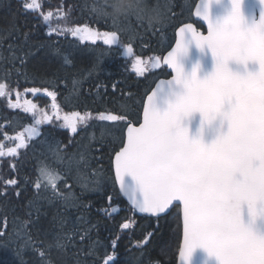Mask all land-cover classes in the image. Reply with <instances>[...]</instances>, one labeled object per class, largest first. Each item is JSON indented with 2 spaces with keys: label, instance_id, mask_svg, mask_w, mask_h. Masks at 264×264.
<instances>
[{
  "label": "snow or ice",
  "instance_id": "obj_1",
  "mask_svg": "<svg viewBox=\"0 0 264 264\" xmlns=\"http://www.w3.org/2000/svg\"><path fill=\"white\" fill-rule=\"evenodd\" d=\"M242 2L230 0L231 10L223 17L213 18L210 15L212 0H201L196 15L206 22L207 35L198 33L191 23L179 29L177 35L180 39L163 58L164 64L175 75L171 80L161 81L147 97L143 122L138 127L133 126L125 114L101 111L95 117L99 121H124L126 124L119 144L115 143L118 136L114 129L117 126L107 128L102 125L99 148L104 147L105 136L112 137L109 155H114L115 183L128 197L133 210L156 217L157 227L159 220L166 219L164 214H171L170 209L179 212L183 229V245L179 250L181 264H190L197 248L214 256L218 264H264V231L257 228L258 220L264 222V0H258L261 5L258 21L251 22L242 14ZM93 5L89 7L96 18L110 20L116 30L97 33L84 25L60 31L70 32L73 37L80 36L81 39L86 36L93 43L102 37L105 45L120 49L118 32L127 31L121 27L126 21L134 17L151 30L163 25L166 19L163 13L153 8L150 10L160 17V22H145L148 13L142 0H136L134 8L123 16L119 14L115 0L106 3L93 0ZM23 7L34 11L40 5L37 0H24ZM51 16V12L43 16L46 25ZM56 31L48 27L46 35L51 36ZM28 38L25 33L21 45L8 46L9 62L18 59L24 65L27 57L35 54L31 47L23 51ZM192 45L201 53L205 49L210 52L214 62L213 70L203 79L197 75L199 64L186 73L179 62ZM48 46L39 44L35 51ZM17 48L21 49L19 56ZM123 54L126 57L133 54L131 44L123 46ZM64 62L69 63L67 56ZM229 62L242 66V71L230 70ZM140 64L141 59L137 58L133 68L138 74H142ZM249 65H258V70H247ZM27 91L36 93L40 89ZM44 91L55 101L54 92ZM5 95L6 85L0 83V96ZM158 98L168 101L163 112L157 108ZM25 104L31 102L25 101ZM10 106L20 107L19 103L13 105L11 102ZM35 108L36 105L31 104L24 110L29 112ZM195 113L200 114L202 125H211L219 119L221 127L226 124V131L210 144L198 138L189 139L188 129L182 126V122ZM91 118V113L74 112L65 115L63 127L76 133L77 123L86 127ZM51 121V116L34 117V125ZM26 131L27 140L23 132L17 134L14 139L18 143L15 147H8L7 153L3 150L5 146L0 145V157H17V150L27 148V141L39 135L35 126ZM48 151L65 166L64 173L61 175L47 165L38 168L39 175L34 182L36 195L25 205L27 219L21 221L19 228L9 231L5 217L0 225V247L13 243V236L23 237V244L14 250L19 264H26L25 250L38 252L40 264H83L80 254L84 251V241H89L87 254L98 255L96 241L90 235L95 225H88L79 210L90 207L81 196L101 190L102 172L92 167L93 162L99 163V158L93 155L91 144L77 147L67 154V159L61 155L58 141L55 145L49 144ZM12 168L15 171L14 163ZM59 180L64 181L63 188L67 191L58 188ZM4 184L15 186V196H21L16 179L4 180ZM74 186L80 188L79 196ZM7 191L5 187L0 196L7 197ZM73 211L77 212L74 222L71 221ZM29 226L36 231L35 242ZM129 226L125 222L121 228L128 229ZM40 236L45 239L40 240ZM77 237L82 242L79 247ZM118 239L111 241L112 253L103 254L102 264H115ZM37 244H45V247L40 249Z\"/></svg>",
  "mask_w": 264,
  "mask_h": 264
},
{
  "label": "trees",
  "instance_id": "obj_2",
  "mask_svg": "<svg viewBox=\"0 0 264 264\" xmlns=\"http://www.w3.org/2000/svg\"><path fill=\"white\" fill-rule=\"evenodd\" d=\"M196 0H146L149 9L156 8L166 17L163 25H157L151 30L146 24L138 22L134 17L121 25L128 30L124 36H120L121 44H131L134 53L141 58H161L170 48L174 40V31L182 24L191 22V11ZM106 3L108 0H99ZM41 9L59 13L65 11L63 16L69 24L100 26L111 30V21L97 19L90 11L89 6L93 0H40ZM28 33V43L24 44L23 51L29 47L35 52L27 57L24 65L17 59L14 63L9 62V45H21L24 34ZM124 39V40H123ZM46 43L48 47H42L35 51L36 46ZM97 53L90 52L87 47L72 46L61 37L46 38L43 36L37 19L23 9L17 0H0V80L8 83L11 89L31 86L32 83L49 86L58 83L61 88L60 98L67 108L82 107L94 111H105L107 107L121 110L122 114L129 117L133 124L137 123L143 99L152 88L158 76H164L160 70L157 75L153 72L147 76L133 73L131 62L121 60L117 55L104 54V50L93 47ZM17 56L21 49H16ZM67 56L69 63L64 62ZM16 69H19L17 72ZM54 85V84H52ZM115 88V101L107 104V100L113 101V96L106 93ZM107 99V100H106ZM0 109L2 107L0 106ZM0 111V126L2 124ZM10 117V114H9ZM124 123V121H123ZM46 133L39 145L23 155L20 166H15L8 173L7 165H0V192L7 188V197L0 196V225L7 218V227L11 231L19 228L21 221L27 219L25 205L36 195L34 188L38 174L37 169L45 164L52 170H58L63 175L65 166L58 163L56 157L48 151V145H55L58 141L63 149L61 155L67 159V154L74 152L81 145L91 144L93 155L99 158V163L93 162V168H99L102 172V187L100 191L86 193L81 200L89 204L87 209H80L88 225H95L90 233L91 239L96 241L97 256L88 255L89 241H84V251L80 254L83 264H102L103 254L112 253L111 241L117 240L115 264H175L177 251L180 243V218L177 210H172L166 219L138 218L130 221L131 210L122 201L120 212L110 216L109 210H105L104 196L109 192V166L110 148L112 137L105 136L104 147L99 148L101 136L81 139L76 144L68 146L62 135L50 136ZM121 142V140H120ZM119 142V143H120ZM99 148V151L96 149ZM103 165L102 168L98 165ZM16 179L21 191V196L16 197L13 191L15 186L5 185L4 180ZM72 183V181H68ZM64 181L57 183L58 188H63ZM50 191V190H49ZM67 191V189L65 190ZM75 193L80 195V188L74 186ZM47 207V205H43ZM77 212L73 211L71 221L76 219ZM18 218V219H16ZM43 219V218H42ZM15 220V222H14ZM129 223L128 229H122L121 225ZM71 226V224L69 225ZM87 226V225H85ZM30 233L33 241L37 240L36 231L31 226ZM44 240L43 236L39 237ZM50 240L51 237H48ZM13 243L7 247H0V264H19L15 249L23 244V237H12ZM77 247L82 242L76 238ZM43 249L45 244H37ZM26 264H40L38 252L25 250L23 252Z\"/></svg>",
  "mask_w": 264,
  "mask_h": 264
},
{
  "label": "flooded vegetation",
  "instance_id": "obj_3",
  "mask_svg": "<svg viewBox=\"0 0 264 264\" xmlns=\"http://www.w3.org/2000/svg\"><path fill=\"white\" fill-rule=\"evenodd\" d=\"M17 2L23 7L24 0H17ZM27 2H31V0H27ZM37 4L40 5V0H37ZM25 11L29 14H32L37 19L39 23V27L41 28L42 34L46 38L58 36V37L65 39L72 46L87 47L89 51L93 52L94 54L96 52L94 51L93 47L104 50L105 56L109 54L110 52H112V56L119 55L118 58L120 59L122 58V55H123L122 44H121L120 49H117L116 46L114 45L113 46L105 45L103 43L102 37L96 39L95 43H93L92 40L87 38L86 36L84 39H81L80 36L73 37L70 32H67V31L61 32L60 30H63V29H68V28L75 29L76 27L82 28L84 25H86V24L75 25V26H73L72 24L56 25V23L62 21V18H63L61 16H57V14L62 15L65 13L63 11L59 13H54L51 11L42 10L40 9V7L35 9L34 11L33 10H25ZM48 12H51L52 16L49 18L47 25H46L45 22L43 21V16L46 15ZM48 27L56 29L57 31L53 32L51 36H48L46 35ZM88 27L95 30L97 33H103L105 31L110 30V29H107L106 27L102 28L100 26L92 27L88 25ZM195 27L199 30H202L199 24H197V26ZM159 65H160L159 63L154 64L153 61L150 62V66H152V72L155 75H157L158 72L162 70L159 67ZM168 77L169 76L166 74L164 70V76L162 77L158 76L156 81L158 79H166ZM0 83H3L6 85V92H7V95L0 96V106L2 107L0 111H1V114H3L1 117L2 124L0 126V145L5 146L3 149L5 153H7L8 147H15L16 143H18V141L14 139V137L17 134L23 132L25 135V139L27 140L28 132L26 131V129L32 126H35L39 132L38 136H35L33 139L27 141L28 142L27 148H21L17 150L18 151L17 157L14 158V157H9L7 155L0 157V165L1 164L7 165L8 168L6 171L8 173L12 169L13 163L15 164V166H20L21 161H22L21 158L23 157V155L28 153L31 150V148H33L36 144L39 145L41 141L44 139V135L46 133L51 134L50 136H56V137H59V135L61 134L62 139L65 142L63 145L71 146V145L76 144L81 139L84 142V139L87 137L95 138L98 140L101 136V130H102L101 126L102 125L106 126L107 128H113V125H116L117 127L114 130L117 132L118 138L116 139L115 143L119 144L122 138L124 129L126 127L125 122L123 123V121H116V122L99 121L95 117H96V114L101 111L84 109L82 107H74V108L65 107L61 102V98H60L61 88L58 83L56 84V83L50 82L49 86L32 83L31 86L20 87L16 89H11L8 83L3 80H0ZM116 87L117 86H115V88ZM33 88L40 89V91L36 93L27 91L28 89H33ZM45 89H47L48 92H54L56 94L55 101H53L52 98L47 95V93L44 91ZM106 93L113 96V101L106 99L107 104L109 105L113 104L116 98V96H114L115 90L111 88L109 91L107 90L104 92V94ZM25 101H30L31 104H35L36 108L32 111L26 112L24 109L26 107H31V104H25ZM10 102L13 105L19 103L20 107H11ZM53 105H56L57 107L54 108ZM107 109L108 110H105L104 112L106 113L110 112L116 115L122 114L121 110L112 109L111 107H107ZM74 112H79L82 115L86 112L92 114V118L89 119L86 127L80 123H77L76 133H72L70 129L63 127L65 115L70 116ZM9 114H10V117H9ZM44 116H51L52 117L51 123L45 122L39 125H34V117L42 119ZM110 141H112V138L110 139ZM112 159H113V155H111L110 166H109V177H111V179H109L110 181L109 190L110 191L109 192L107 191V194L104 196V202H105L104 206H105V210H114L115 212L118 213L120 212V204L122 200L118 192V189L116 187V183L114 179ZM102 166L103 165L101 164L98 165V167L100 168H102ZM53 171L57 172L58 170L55 169ZM37 174L39 175L38 169H37ZM60 181L62 180L57 181V183H59ZM63 190L65 191L66 189H63ZM109 197H111V200H109Z\"/></svg>",
  "mask_w": 264,
  "mask_h": 264
},
{
  "label": "water",
  "instance_id": "obj_4",
  "mask_svg": "<svg viewBox=\"0 0 264 264\" xmlns=\"http://www.w3.org/2000/svg\"><path fill=\"white\" fill-rule=\"evenodd\" d=\"M201 3V0H197L195 3L193 10H192V19L194 22H197L201 25V27L204 29V33L196 30L195 27L193 28L200 33L201 35H207V24L206 22L202 21L197 15H196V10L197 6ZM231 10V3L230 0H212V3L210 5V15L213 18H219L225 16L229 11ZM261 11V5L258 3V0H243L242 2V14L244 15L245 19L249 22L253 20L259 19ZM181 27H184V25L178 27L175 31V38H174V43L171 46V48L163 55L161 59V65L165 68L166 73L169 74V78L166 80H171L175 73L170 69L166 64H164L163 58L167 56L169 51H172L175 48L176 42L180 39V37L177 35L179 32V29ZM179 62L182 64V66L185 69L186 73H190L192 68L199 64L200 69L197 72V75L199 78L203 79L206 75H208L214 67V62L211 57V53L208 52L206 49L203 53H201L198 49L195 48L194 45L190 46L188 49V54L184 57L179 58ZM229 68L230 70L234 72H239L242 71V66L235 64V62H229ZM249 71L252 70H258V65H249L248 69ZM166 80H158L152 89L149 91L148 95L145 97L141 109V114H140V122L136 127H138L142 122H143V107L147 103V97L151 95L152 91L156 89V86L161 82V81H166ZM157 108L163 112L164 110L167 109V104L168 101L166 98H158L157 99ZM182 126L186 127L188 129V135L189 139H202L205 144H210L212 143L213 140L217 138V136L222 132L226 131V124L221 127V123L219 119L214 121L211 125L208 124H203L202 125V118L199 113L193 114L191 117L187 118L182 122ZM114 159V155H113ZM112 159V160H113ZM113 167V165H112ZM113 174H114V179H115V171L113 167ZM118 192L120 193V196L122 200L133 210L128 197L124 195L119 188V185L116 183ZM175 207V202L174 206ZM170 209L169 211H171ZM134 211V210H133ZM138 216H143L146 218H156V217H151L148 214L140 213L138 211H134ZM165 216L167 214H164ZM157 219V218H156ZM247 219V218H245ZM257 228L260 231H264V222L262 221H257ZM183 245V229H182V220L180 219V245L176 257V263L175 264H181L180 258H179V250L181 246ZM190 264H218V261L214 256H209L208 253L202 249V248H197L194 250L192 259L190 261Z\"/></svg>",
  "mask_w": 264,
  "mask_h": 264
},
{
  "label": "clouds",
  "instance_id": "obj_5",
  "mask_svg": "<svg viewBox=\"0 0 264 264\" xmlns=\"http://www.w3.org/2000/svg\"><path fill=\"white\" fill-rule=\"evenodd\" d=\"M119 14L123 16L126 11L131 10L136 5V0H115ZM143 5L145 6L146 12L148 13L145 16V22L151 21L153 24L160 22V17L154 13L151 12V10L146 5V0H142Z\"/></svg>",
  "mask_w": 264,
  "mask_h": 264
},
{
  "label": "rangeland",
  "instance_id": "obj_6",
  "mask_svg": "<svg viewBox=\"0 0 264 264\" xmlns=\"http://www.w3.org/2000/svg\"><path fill=\"white\" fill-rule=\"evenodd\" d=\"M56 25H65V24H63V23H56ZM111 27V30H109V31H112V30H116V29H114L113 27H112V25L110 26ZM110 29V28H109ZM119 33V35H121V36H124L125 37V35L128 33V30L127 31H124V32H118ZM124 40V39H123ZM122 43V42H121ZM112 52H110L109 54H111ZM109 54H107V55H109ZM61 151H63V149L61 148Z\"/></svg>",
  "mask_w": 264,
  "mask_h": 264
}]
</instances>
